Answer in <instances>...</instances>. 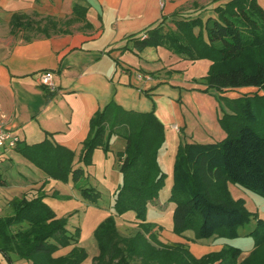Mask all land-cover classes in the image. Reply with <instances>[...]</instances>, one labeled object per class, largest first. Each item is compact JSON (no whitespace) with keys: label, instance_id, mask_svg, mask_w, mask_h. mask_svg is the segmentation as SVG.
I'll use <instances>...</instances> for the list:
<instances>
[{"label":"crops","instance_id":"0c3cea01","mask_svg":"<svg viewBox=\"0 0 264 264\" xmlns=\"http://www.w3.org/2000/svg\"><path fill=\"white\" fill-rule=\"evenodd\" d=\"M229 1L0 0V112L6 115L7 129L24 145L50 140L73 152V169H83L85 175L78 185L101 195L96 203L85 199L72 176L67 182L49 178L16 147L0 155V218L12 214L13 200L44 194V202L57 218L68 219V234L80 230L78 244L59 249L54 258L67 256L76 246L89 255L86 234H94L101 222L115 214V197L123 182L118 155L126 150L127 141L112 136L109 154L96 149L90 166L82 164L81 157L92 119L112 104L126 112L153 113L165 127V143L158 156L164 173V163H175L180 145L225 140L221 119L233 113L222 99L264 95V91L248 87L205 92L207 86L200 81L208 75L210 60H189L165 46L140 50L137 41L159 25L164 33H171L178 21L216 19L215 9ZM258 2L264 8V0ZM18 14L34 20L51 18L58 25L49 35H31L37 29L14 31L12 20ZM200 33L201 27H196L195 35ZM44 72L54 75L55 92L39 84ZM242 90L246 94L231 96ZM229 189L236 199L258 197L239 185L230 183ZM151 204L162 206L160 197ZM119 221L121 217H116L117 226ZM161 240L166 245L188 246L198 259L226 247L242 249L231 239L196 241L174 232ZM242 250L247 255L250 249ZM99 254L100 250L93 258L89 255L83 264H93ZM0 264L33 263L0 251Z\"/></svg>","mask_w":264,"mask_h":264},{"label":"trees","instance_id":"16d2710c","mask_svg":"<svg viewBox=\"0 0 264 264\" xmlns=\"http://www.w3.org/2000/svg\"><path fill=\"white\" fill-rule=\"evenodd\" d=\"M215 12L217 18L206 22L178 21L177 30L171 33H164L159 25L137 41L138 49L165 46L189 60H210L208 75L200 81L207 86L205 92L248 87L264 91V9L258 0H230ZM57 25L51 18L34 20L25 14L12 20L14 31L37 29L46 35ZM196 27H201L198 36ZM225 102L233 113L221 119L225 140L179 146L170 198L176 204L173 232L178 236L190 230L196 240L237 236V229L245 226L249 217L244 201L233 198L230 183L264 197V96L256 93ZM114 135L127 141L126 150L118 155L123 182L115 197L116 217L133 212L143 230L124 237L115 216L108 217L94 233L100 254L93 264H130L136 258L142 264H264L262 221L256 233L260 236L256 250L244 261L240 260L242 251L234 247L198 259L184 244L159 241L155 236L158 228L147 222L146 213L165 184L166 174L158 162L165 127L153 113L126 112L112 104L92 119L82 164L92 165L96 149L109 154ZM17 149L49 178L67 182L72 176L85 199L96 203L101 198L96 190L78 185L85 175L83 169H73L74 153L70 150L50 140L34 146L20 142ZM10 208L12 214L0 218V251L5 255L16 253L33 264H83L88 259L87 251L78 246L67 256L54 258L59 249L78 244L80 230L69 235L68 219L57 218L44 202V194L31 200L15 199Z\"/></svg>","mask_w":264,"mask_h":264},{"label":"rangeland","instance_id":"374dc122","mask_svg":"<svg viewBox=\"0 0 264 264\" xmlns=\"http://www.w3.org/2000/svg\"><path fill=\"white\" fill-rule=\"evenodd\" d=\"M36 33L38 35L40 33L39 30L32 32L31 35H36ZM244 94H246L245 90L244 91L243 90L233 91L231 96L237 97L238 95H244ZM261 96H264V95H261ZM225 99L227 98L222 99V102L224 104L226 103ZM174 167H175V163L166 160V162L164 163V169L166 170L165 172L166 179H165V184L159 195L162 206L149 204L147 213H146L147 222L151 224L152 227L158 228L155 232V236L161 242H162L161 240L162 238L165 239L167 234H169L170 232H173L174 230L173 216H174V208L176 207V204L170 201L173 183H174ZM102 191L108 193V189L106 188L102 189ZM257 196L258 197H256L255 200L250 197L249 198H239V199H236L235 197H233L235 200L244 201V207L246 211L248 212V217H249L248 223H246L245 226L237 229V236L234 238H230L232 241H236V242L238 241L237 244L242 249L244 250L250 249L247 255H243V250L239 248L242 251V256L240 259L241 261H244L245 259L251 256V254L256 250L258 241L260 239V236L257 235L256 233L259 228V221L264 222V197L261 195H257ZM104 207L109 208L110 206L107 205ZM111 216H115L116 218V213L114 215L111 214ZM117 227H118L120 234L124 237H132L136 233L142 232L143 230V227L141 226L139 221L136 219V216L133 212H128L122 215L121 221H119V225ZM184 234H186L189 238L196 240L194 231L190 230ZM86 235L87 236H85V239H84V243H85L84 246H86L89 252V255L93 258L95 255H98L99 253V249H98L99 245L97 244V239H95L94 234H91L90 232H88ZM187 248L189 249L188 246ZM130 264H142V261L140 258H136L134 260H131Z\"/></svg>","mask_w":264,"mask_h":264},{"label":"built area","instance_id":"2783aa9c","mask_svg":"<svg viewBox=\"0 0 264 264\" xmlns=\"http://www.w3.org/2000/svg\"><path fill=\"white\" fill-rule=\"evenodd\" d=\"M39 84L50 92L56 91L54 75L44 72L39 77ZM6 115L0 112V155L6 151L15 149L21 142L20 137L13 134L6 127Z\"/></svg>","mask_w":264,"mask_h":264}]
</instances>
